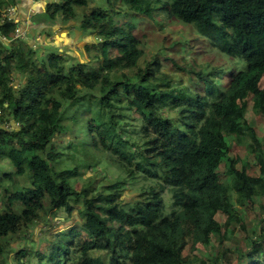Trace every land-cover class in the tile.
<instances>
[{
  "label": "trees",
  "instance_id": "trees-1",
  "mask_svg": "<svg viewBox=\"0 0 264 264\" xmlns=\"http://www.w3.org/2000/svg\"><path fill=\"white\" fill-rule=\"evenodd\" d=\"M107 2L108 8L80 14L89 0H40L28 15L26 0H0V169L4 162L9 167L0 172L6 195L0 264H195L185 248L211 241L218 253H207L204 264H264V143L245 112L252 99L264 115V0ZM133 15L190 24L246 66L225 89L212 73L198 72L212 100L173 88L166 72L156 75L159 62L147 58L131 21L120 22ZM72 27L86 31L87 42L92 38L96 63L74 54L70 39L59 42L58 30ZM46 29L52 37L38 48L31 36ZM19 32L31 41L18 43ZM15 70L24 75L21 82ZM182 104L183 124L176 126L163 110ZM127 119L137 122L135 138ZM64 132L76 138L58 144L56 135ZM232 135L247 143L246 156L231 155ZM67 143L89 147L90 158L60 167ZM98 154L112 158L125 177L90 174L98 171ZM253 164L259 174L248 171ZM139 177L145 181L137 192L125 196V186ZM259 199L258 228H252L241 207ZM44 213L53 221L64 214L72 226L38 240L42 249L20 248L11 259L6 238L42 234ZM79 235L85 238L77 243ZM97 249L109 253L108 263L91 254Z\"/></svg>",
  "mask_w": 264,
  "mask_h": 264
},
{
  "label": "rangeland",
  "instance_id": "rangeland-1",
  "mask_svg": "<svg viewBox=\"0 0 264 264\" xmlns=\"http://www.w3.org/2000/svg\"><path fill=\"white\" fill-rule=\"evenodd\" d=\"M29 5L28 15L33 11L31 4L34 5L37 0H26ZM33 1V2H32ZM49 2V0H46ZM97 1L98 7L108 8L109 4L107 0H95ZM94 0H89V5L86 7L80 8L78 12L80 14L92 11L95 3ZM10 12L13 11V8L10 7ZM134 20V21H132ZM131 21V22H130ZM121 23H129L133 27L134 32L139 36V38L146 45V56L150 61L155 60L159 62L158 65H155L156 75L162 76L165 72L173 80L172 87L177 89H183L186 93L200 94L203 97H210L207 93L206 84L203 80L199 79L198 72H210L211 77L217 82L220 89H225L232 77L238 70L246 66L244 58H237L227 53L221 51L217 46H214L211 40L208 37H205L198 33V31L190 24H186L176 18L171 19L169 22L159 19H150L144 16L133 15L131 17L124 18L120 21ZM44 24V23H43ZM78 27H72L68 31L58 30L59 42L66 41L69 38H74L71 41V47L73 48V53L80 55V57L90 60L91 63H96L99 59V52L96 47L91 43L92 38L87 40L85 36H80ZM32 34L31 37H36L39 42V45L36 46L41 48L48 42L50 37H52L51 31L46 29L44 33ZM27 32L18 33L15 38L18 43L31 41V38L28 37ZM30 34V33H29ZM86 34V33H85ZM27 35V36H26ZM50 37H49V36ZM76 36V37H75ZM13 41V39H11ZM95 45V44H94ZM66 48L67 46H60ZM90 47V48H89ZM45 48H50L46 46ZM57 48V47H54ZM51 51H58V49H53ZM23 74L19 73L17 70L14 72V77L18 82L23 80ZM262 86L264 87V77L262 79ZM213 99V96L210 97V100ZM254 103L252 99L248 100L247 107L245 109L246 117L248 122L254 126L259 138L264 143V115L257 113L254 109ZM184 107V104L177 107H166L163 112L172 117L176 121V126H182V114L181 108ZM129 123L127 128H129V135L131 138H135L138 135V130L133 131L132 125L137 123L136 120H125ZM76 134L70 135V133H58L56 135V140L58 144L62 143L64 140L75 139ZM230 143V152L234 157H244L247 154V143L238 142L235 135L229 137ZM89 150L87 146H81L78 143L74 145H69L68 143L63 146V159L60 164V167L65 165H72L75 161H80L84 158H90V156L85 153ZM98 159L101 160V163L96 168L98 171L90 170V174L99 177L104 174L111 179L114 178H124L125 173L118 166L113 164V159L109 156L98 154ZM9 171V167L4 162L1 164L0 172ZM248 171L252 174H259L258 167L253 164L248 166ZM100 172V173H95ZM220 178L225 181V169L220 170ZM140 178V177H139ZM85 179L84 176H79V180ZM78 180V181H79ZM77 181V182H78ZM145 180L140 178L139 183L127 184L125 186V196L134 195L140 183H143ZM23 184H29L27 178L22 180ZM76 182V183H77ZM165 200L167 202L168 211L171 210L172 198L168 190L164 193ZM6 200V195L4 189H0V209L5 208L4 201ZM260 199L256 203H248L242 205V215L245 221V224L255 228H258V220L261 213L260 208ZM23 207L20 205L16 206L17 211H22ZM64 214L56 218L53 221L49 216L43 214V223L45 224V231L37 235L33 232H30L28 238L22 237L19 235H13L6 238L5 241L8 242V252L7 255L11 256L12 253L15 254L20 250V248H26L27 251L31 249H37L42 246L38 244L45 241L47 234L51 232H56L57 230L68 229L72 224L67 219H64ZM217 217L219 220L224 221L225 217L222 214H218ZM60 220V221H59ZM66 220V221H65ZM41 222V224H43ZM64 227V228H63ZM39 228V226H38ZM62 228V229H60ZM84 236L79 235L76 239L77 243L84 240ZM39 245V246H38ZM185 253L190 255H195V264H204L207 261V253H212V256H216L218 253V243L211 241L208 244H203L198 242L196 245L189 244L185 248ZM91 254L94 256H102L106 263L109 260V253L104 249H97L91 251ZM33 260H35L33 258ZM235 264L236 259L233 260ZM63 262L61 261V264ZM15 264L17 262L15 261Z\"/></svg>",
  "mask_w": 264,
  "mask_h": 264
},
{
  "label": "crops",
  "instance_id": "crops-1",
  "mask_svg": "<svg viewBox=\"0 0 264 264\" xmlns=\"http://www.w3.org/2000/svg\"><path fill=\"white\" fill-rule=\"evenodd\" d=\"M38 1H40V0H37V2H38ZM44 1H46V0H44ZM49 1H58V0H49ZM37 2H36V3H37ZM46 2H47V1H46ZM36 3H35V4H36ZM95 5H97V1L94 3V6H95ZM63 31H65V30H63ZM78 31L80 32V36H84L85 33H86V31H82V30H80V29H79ZM86 35H87V34H86ZM75 37H76V36H75ZM69 39L72 41L74 38H69ZM63 42H65V41H63ZM11 259H12V258H11Z\"/></svg>",
  "mask_w": 264,
  "mask_h": 264
},
{
  "label": "clouds",
  "instance_id": "clouds-1",
  "mask_svg": "<svg viewBox=\"0 0 264 264\" xmlns=\"http://www.w3.org/2000/svg\"><path fill=\"white\" fill-rule=\"evenodd\" d=\"M13 264H15V261L13 262Z\"/></svg>",
  "mask_w": 264,
  "mask_h": 264
}]
</instances>
